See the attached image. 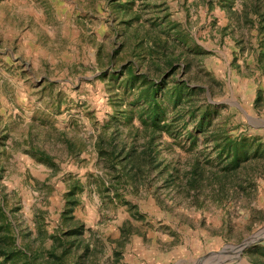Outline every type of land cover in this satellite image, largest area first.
<instances>
[{
	"label": "rangeland",
	"instance_id": "1",
	"mask_svg": "<svg viewBox=\"0 0 264 264\" xmlns=\"http://www.w3.org/2000/svg\"><path fill=\"white\" fill-rule=\"evenodd\" d=\"M0 202L32 264H264V0H0Z\"/></svg>",
	"mask_w": 264,
	"mask_h": 264
},
{
	"label": "trees",
	"instance_id": "2",
	"mask_svg": "<svg viewBox=\"0 0 264 264\" xmlns=\"http://www.w3.org/2000/svg\"><path fill=\"white\" fill-rule=\"evenodd\" d=\"M128 78L126 80V84L129 87H132L134 85V81L138 79L133 72H131L130 69H128ZM142 81L144 84H148L147 89L139 92L137 94L136 100L138 102L142 101V103L145 105V110L143 112V116L140 114L138 116V121L140 124L150 132V140H153L154 134L160 135L161 133H164L168 136H170L169 132V125H166V117H165V109L163 108V98L167 101H171L169 97H172L170 95V92L165 87V81L153 82L147 79V77H143L142 75ZM183 83H176L174 86V91L176 94V98H174L173 104H177L181 99V87ZM162 95H160V94ZM134 111L129 110L125 108L120 112V117L124 121L123 123L131 124L132 120H134ZM201 123H199L200 127ZM148 132V133H149ZM103 137H99V141L103 142ZM232 143H229L230 146V152L232 154L230 155V165L233 166V168H236L241 161H243L247 155V149L244 148L243 145L237 146L231 145ZM187 184L192 187L193 189H199L200 183H199V169L197 167V164L193 165V168L191 170V177L188 179ZM79 189L78 186H74L73 190ZM73 194V191L71 192ZM0 231L4 233L3 235V242L2 245H0V264H16L20 261H23L24 264H32L35 259L33 260L34 256H32L31 253L27 252L24 248H20L16 245L15 242V236L13 229L11 228V220L7 216V211L5 210L4 205L0 202ZM63 244V242H61ZM70 247L71 245H65L62 249L59 256L53 255L55 260H58V263L54 264H65L67 262V258L70 255Z\"/></svg>",
	"mask_w": 264,
	"mask_h": 264
},
{
	"label": "water",
	"instance_id": "3",
	"mask_svg": "<svg viewBox=\"0 0 264 264\" xmlns=\"http://www.w3.org/2000/svg\"><path fill=\"white\" fill-rule=\"evenodd\" d=\"M264 238V228L259 230L257 233L252 235L246 242H244L241 245L236 246V249L238 251H243L247 249L250 245H252L254 242Z\"/></svg>",
	"mask_w": 264,
	"mask_h": 264
},
{
	"label": "crops",
	"instance_id": "4",
	"mask_svg": "<svg viewBox=\"0 0 264 264\" xmlns=\"http://www.w3.org/2000/svg\"><path fill=\"white\" fill-rule=\"evenodd\" d=\"M181 249V248H180Z\"/></svg>",
	"mask_w": 264,
	"mask_h": 264
}]
</instances>
